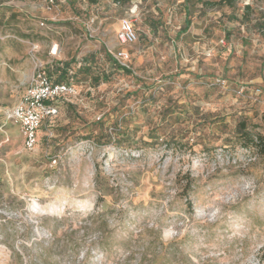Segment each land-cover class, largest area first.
<instances>
[{
	"label": "rangeland",
	"instance_id": "374dc122",
	"mask_svg": "<svg viewBox=\"0 0 264 264\" xmlns=\"http://www.w3.org/2000/svg\"><path fill=\"white\" fill-rule=\"evenodd\" d=\"M65 63L29 150L7 110ZM263 112L264 0H0V264H264Z\"/></svg>",
	"mask_w": 264,
	"mask_h": 264
},
{
	"label": "built area",
	"instance_id": "2783aa9c",
	"mask_svg": "<svg viewBox=\"0 0 264 264\" xmlns=\"http://www.w3.org/2000/svg\"><path fill=\"white\" fill-rule=\"evenodd\" d=\"M136 38L131 21L124 19L117 33L118 41L132 43ZM118 55L124 58L128 56L124 52H119ZM74 92L72 84L54 82L41 65L36 67L30 85L24 90L19 100L7 110L8 119L20 125L25 148L30 150L36 146L37 130L42 121L57 113L56 103L61 98L69 97Z\"/></svg>",
	"mask_w": 264,
	"mask_h": 264
},
{
	"label": "trees",
	"instance_id": "16d2710c",
	"mask_svg": "<svg viewBox=\"0 0 264 264\" xmlns=\"http://www.w3.org/2000/svg\"><path fill=\"white\" fill-rule=\"evenodd\" d=\"M114 1H120V0H114ZM222 1L227 2V3H231L232 0H222ZM187 25H188V22H186V26ZM185 28L186 27H184V29ZM85 60H86V58H85ZM111 60H112V62H113V64L115 66L121 68L122 70H124L127 73L130 72V70L127 67H125L124 65L119 64V62L115 58L111 57ZM58 71H59V73H58L57 77L54 79V82H57V83H61V82L70 83L68 81H65L66 78H69V77L72 76V74H74L72 72V70L70 69L69 63H65L64 66L58 68ZM100 79L105 80V79H107V76L102 74L101 76L100 75H95L94 77H92V80L95 83L99 82ZM66 98H61V99L63 100V99H66ZM56 105H57V103H56ZM57 109H58V105H57ZM46 118H48V117H46ZM261 119L264 122V112L261 114ZM238 131H239L238 134L240 136V139H242L241 142L244 144V146L248 147L251 144H255V146H257V144H260L259 145L260 146V150L262 152H264V146L262 145L263 144V140H264V134H261V133H258V132H254L253 130L249 129L245 125V123L242 122V121L239 123ZM37 141H38V130H37ZM192 184H193V179L191 177H189V176H186L185 177V184L183 186L182 191L184 193H187V191H189L191 189ZM188 204L190 205V202H188Z\"/></svg>",
	"mask_w": 264,
	"mask_h": 264
}]
</instances>
